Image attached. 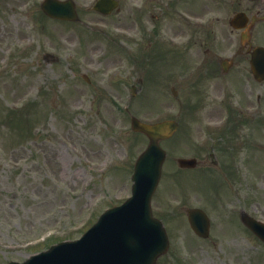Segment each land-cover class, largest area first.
Here are the masks:
<instances>
[{
    "label": "rangeland",
    "instance_id": "rangeland-1",
    "mask_svg": "<svg viewBox=\"0 0 264 264\" xmlns=\"http://www.w3.org/2000/svg\"><path fill=\"white\" fill-rule=\"evenodd\" d=\"M25 1L0 0V31L9 35L0 39V45L4 49L11 42L17 45L20 41L16 40L22 39L25 30L29 31L28 38L37 41V47L0 78V264L23 261L31 252L59 239L78 237L102 210L129 194L127 168L119 166L103 176H94L90 170V166L109 161L127 158L131 162L147 144L143 136L131 132L128 115L117 111L116 106L124 107L129 102L130 113L147 121L169 117L176 106L166 79L167 70L175 66L163 64L160 59L150 70L143 65L141 45L149 52L154 49L149 50L148 44L136 47L123 38L134 41L131 34H123L124 30L134 32L140 28L132 21L139 20L141 27L144 19L152 22L154 5H147V13L137 15L132 9L136 0H121L120 11L108 17L80 12L81 23H71L45 18L36 10L38 0H29L27 23L26 12L21 10ZM76 1L87 6L93 0ZM186 5L192 15L208 14L223 20L234 9L232 0H191ZM87 23L104 31L103 35L87 32ZM165 23L168 29L173 22ZM211 25L219 33L218 24ZM222 25L221 32L227 28L226 23ZM201 36L210 39L208 33ZM222 38L220 34V42ZM223 45L224 41L216 43L219 49ZM44 51L57 60L42 59L39 54ZM70 54H77V58L64 64L71 59ZM83 73L87 74L88 84L81 78ZM244 78L239 75L236 82L221 77L205 81V92L200 95L181 86L177 97L187 101L194 99L192 95L201 98L207 94L217 99L234 92V98L244 102L249 94ZM132 86L136 87L133 96ZM222 113L215 101L200 112L194 107L174 138L162 144L167 159L153 208L156 215L168 217L171 247L158 264H264V246L242 229L236 215L229 211L239 206L264 219V127L259 130L248 126L249 130H240L230 143L218 138L199 154L200 167L196 170L181 172L174 163L175 157L191 151L202 121L216 120ZM243 150L248 160L239 162L243 164L238 172V157ZM211 154L217 159L209 157ZM18 164L19 169H15ZM240 170L253 179L246 187L240 179L244 188H239L238 179L226 192L224 175L241 178ZM245 192H249L248 197ZM173 206L179 207V215L171 214ZM187 206H200L213 219L208 240H199L189 231L183 212ZM51 228L62 231L53 233L32 251L24 249L26 242Z\"/></svg>",
    "mask_w": 264,
    "mask_h": 264
},
{
    "label": "water",
    "instance_id": "water-1",
    "mask_svg": "<svg viewBox=\"0 0 264 264\" xmlns=\"http://www.w3.org/2000/svg\"><path fill=\"white\" fill-rule=\"evenodd\" d=\"M61 18L67 17L61 15ZM168 127H172V125L146 127L133 121V130L144 132L150 138V145L137 164L133 199L120 208L108 211L101 219V226H112L107 230L108 232L116 234L120 227L123 228L125 224L132 230L140 231V235L154 230L151 227L153 223L149 219L148 212V202L155 187L159 171V165L155 167L157 155L154 152L160 155L161 160L163 159V153L156 145V138L162 136L167 131L165 128ZM193 218L203 219L202 215L196 213L191 214L190 220ZM100 225H97L96 229L101 228ZM157 234L156 232L149 234L151 241L154 240ZM65 245L64 247L59 246L53 249L40 261V264H121L119 261L116 262L114 259L116 257H111L108 254L109 250L113 248L111 246L112 242L104 246L100 242L94 244L83 240L76 244ZM151 257L147 258L143 264H149Z\"/></svg>",
    "mask_w": 264,
    "mask_h": 264
}]
</instances>
